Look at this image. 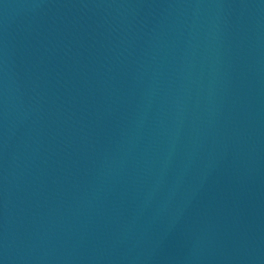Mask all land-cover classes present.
<instances>
[{"label":"water","instance_id":"water-1","mask_svg":"<svg viewBox=\"0 0 264 264\" xmlns=\"http://www.w3.org/2000/svg\"><path fill=\"white\" fill-rule=\"evenodd\" d=\"M0 264H264V0H0Z\"/></svg>","mask_w":264,"mask_h":264}]
</instances>
